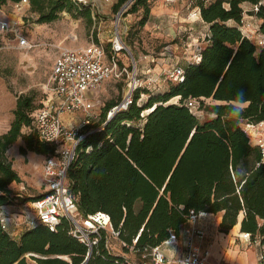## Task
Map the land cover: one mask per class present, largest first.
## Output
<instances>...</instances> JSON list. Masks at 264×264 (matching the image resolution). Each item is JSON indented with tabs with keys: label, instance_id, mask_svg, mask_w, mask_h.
Wrapping results in <instances>:
<instances>
[{
	"label": "trees",
	"instance_id": "trees-1",
	"mask_svg": "<svg viewBox=\"0 0 264 264\" xmlns=\"http://www.w3.org/2000/svg\"><path fill=\"white\" fill-rule=\"evenodd\" d=\"M18 1L0 0V8ZM128 1L115 0L114 12ZM29 2L40 23L57 20L63 11L84 16L89 26L94 21L92 9L76 0ZM244 3L257 7L248 14L259 19L258 30L264 35L260 0H191L190 7L208 25L199 62L188 61L184 79L169 81L167 90L137 91L134 103L111 119L108 112L120 101H108L99 120L83 130L103 125L79 143L68 171L77 208L84 215L108 212L120 239L137 249L161 244L170 232L179 236L191 211L220 213L221 232L239 224L240 232H249L252 240L264 239V156L241 126L264 121V46L251 42L239 28ZM140 9L139 26L144 27L151 15L149 0H134L129 11ZM107 52L112 55L110 43ZM141 93L145 101H139ZM176 96L178 103H167ZM188 98H210L213 103L200 100L209 116L201 120L190 112ZM41 105L32 95H19L10 126L0 134V212L14 199L35 201L46 195L23 198L13 190L12 184L22 178L8 156L19 140L24 142L23 154L55 155V146L40 139L34 122L33 113ZM87 251L66 219L54 231L39 224L16 239L0 218V264L125 262L107 248L105 236L83 263Z\"/></svg>",
	"mask_w": 264,
	"mask_h": 264
},
{
	"label": "built area",
	"instance_id": "built-area-1",
	"mask_svg": "<svg viewBox=\"0 0 264 264\" xmlns=\"http://www.w3.org/2000/svg\"><path fill=\"white\" fill-rule=\"evenodd\" d=\"M87 3L88 0H79ZM134 0L124 4L116 14L115 30L110 39L112 55L107 52L106 46L101 40L91 41L84 46L59 47L55 57L50 76L45 84L46 97L42 105L33 113L34 122L38 129L40 139L55 146V155L48 156L43 169V181L47 187L46 195L39 200L28 201L24 207L32 205L34 213L27 216L21 222L15 215L1 209L0 218L4 229L10 230V224L23 225L32 228L44 224L50 230H56L57 226L66 219L71 226V233L87 246V255L83 263L88 261L94 249L105 236L106 246L117 256L125 258L124 264H220L210 260L211 251L205 244L207 233L197 224L199 217L207 215L205 212L194 213L182 226L180 235L170 232L169 237L157 246L137 249L135 244H128L120 239V231L112 223L111 215L105 211H97L84 215L77 208L76 198L71 194L68 171L77 156V148L84 137L93 130L102 129L103 125L88 132L83 130L97 121L98 115L94 111L91 95L94 90L113 78H122L128 75V90L122 100L108 112V118L113 117L118 111L128 109L135 101V93L147 88L151 91L161 87L166 81L180 82L184 79V67L181 65L169 66L155 74L150 67L138 71L137 67L130 69L121 60L120 54L133 52L124 40V33L120 31V22L127 7ZM15 8L30 6L29 0L14 2ZM255 9L257 7L255 6ZM3 8H0L2 11ZM193 12L199 17L198 10ZM2 30L15 31L10 20L0 21ZM242 34L257 46H264V35L259 33V28L254 30L242 23L239 26ZM18 45L22 48H32L35 44L19 33ZM201 51V50H200ZM200 51L189 62L198 63ZM144 93H141L139 101ZM201 98H188L185 104L190 112L201 118L203 109L200 107ZM80 113L82 118L77 126L66 124L65 114ZM143 115V114H142ZM264 127V121L258 123L246 122L243 131L253 137V143L260 147L264 156V138L257 136L259 127ZM25 212V211H23ZM239 237L245 240L246 246H259L257 251L258 264H264V239H251L249 232H240ZM138 238L134 240L136 243ZM120 245L117 251L113 242ZM180 247V250L177 249ZM173 250L168 253L167 250ZM129 253H135L139 260H133Z\"/></svg>",
	"mask_w": 264,
	"mask_h": 264
},
{
	"label": "rangeland",
	"instance_id": "rangeland-1",
	"mask_svg": "<svg viewBox=\"0 0 264 264\" xmlns=\"http://www.w3.org/2000/svg\"><path fill=\"white\" fill-rule=\"evenodd\" d=\"M76 1L80 5L92 9L94 21L91 26L88 25L84 16L75 15L69 11L61 12L57 20L49 23L38 22V14L31 10V6H23L17 9L10 2L0 11V21L10 20L15 28V31L0 28V131L4 127L3 120L6 121L7 125V116L11 111L13 119V108L16 106L19 95H32L35 104L40 105L42 103L46 97L45 84L52 71L59 47L87 45L91 41L90 36H93L95 40H101L106 48L110 43L115 30L117 14L113 10L115 0H88L87 3ZM190 2L191 0H149L152 19L144 27L139 26L142 9L138 12H130L131 3L121 18L120 31L124 33V40L133 52V56L120 54L123 63L130 69L137 67L139 72L146 67L153 70L158 64V70L154 69V73L157 74L169 66H183L184 62L190 61L206 44L205 25L194 15V8L190 7ZM260 2L264 4V0H260ZM243 8L245 10L242 19L243 24L251 30L259 28V24H257L259 19L248 14V11L256 10L255 7L250 3H244ZM17 33L35 44L34 47H20ZM128 82V75L125 74L122 78L105 81L102 86L93 91L94 94L91 95V99L94 104V111L98 115L97 120H99V116L108 101L122 100L128 90ZM168 82L162 83L161 87L155 89L153 93L157 94L167 90ZM201 99L205 104L213 103L210 98ZM145 100L146 95L142 96V101ZM178 101L179 97L176 96L167 103H178ZM148 112L149 109L144 110L143 114ZM72 115H80V119L82 118L80 113ZM208 116L203 110L200 119L203 120ZM245 124L246 122H242L241 126L243 127ZM25 131L28 132L30 129L25 128ZM256 135L264 138L263 125L259 127V131H256ZM250 139L252 140L253 137ZM20 142L23 140L18 141L8 150V156L22 178V182H14L12 188L23 198L41 195L47 190L43 181V169L47 156L33 151L21 153ZM28 201L31 200L14 199L13 203L10 204H14L13 208L16 209L12 210L10 214L23 213L21 222L25 217L32 216L34 213L32 205L23 206ZM214 216L215 219L217 217L219 219L220 213L214 214ZM23 225L20 226L23 227ZM207 226L216 232L212 220H207ZM215 240L214 252L216 254L223 250L226 244L218 236L215 237ZM239 240L237 235L236 249L243 247V243ZM113 246L117 251H121L118 242L114 241ZM129 256L133 260H139V256L135 253H129ZM247 257L252 262V252L248 251ZM27 258L32 261L30 254L27 255ZM64 258L68 259L67 256Z\"/></svg>",
	"mask_w": 264,
	"mask_h": 264
},
{
	"label": "crops",
	"instance_id": "crops-1",
	"mask_svg": "<svg viewBox=\"0 0 264 264\" xmlns=\"http://www.w3.org/2000/svg\"><path fill=\"white\" fill-rule=\"evenodd\" d=\"M194 15H195V13H194ZM151 19L152 18L150 15L149 20H151ZM198 19L200 22H202L205 25V33L204 34H206L208 31V25L205 22H203L199 17H198ZM257 24H259V21L257 22ZM186 63L187 62H184L182 65L184 66ZM154 69L158 70V64L155 68H153V72H154ZM7 118H8L7 125H6V121L3 120V123H4L3 126L4 127H3V130L0 131V134L6 132L8 130V128L10 126L11 119H12V111L9 112ZM63 118H64L66 124L73 126V125H76L79 123L78 120L80 119V115L75 116L72 114H65L63 116ZM22 145H24V143L20 142V147ZM13 205L14 204H7V205L3 206V208L6 212L11 213L12 210L16 209V208H13ZM23 206H24V204H23ZM20 212H22V211H20ZM14 215L17 217V219L19 218V220H21L22 217L24 216L23 213H18V214H14ZM208 219L212 220V225L215 226L216 232H213L212 229L210 230L208 228V226H207V220ZM197 224L200 227L204 228V230L207 233V241L205 244L210 248V251H211L210 260L211 261L219 262L220 264H258L257 251H258L259 246L252 245L250 247H247L245 240H242L239 237V239H240L239 241H241L243 243V247L240 249L235 248V245L237 244L236 237H237V235L239 236V234H240L239 224L236 227L232 228L228 233L221 232L218 230L219 219H218V217H217V219H215L214 214H207V215L199 217L197 220ZM10 230L12 232L13 237L16 239H19L21 234L24 232L25 228L20 226V225H16L14 223H11L10 224ZM216 236L223 239L226 245H225L223 250L218 251L215 254L214 250L216 248V240H215ZM177 250L179 251L180 247ZM172 251H173L172 249L167 250L168 253H172ZM248 251L252 252V257H253L252 262L247 257Z\"/></svg>",
	"mask_w": 264,
	"mask_h": 264
},
{
	"label": "water",
	"instance_id": "water-1",
	"mask_svg": "<svg viewBox=\"0 0 264 264\" xmlns=\"http://www.w3.org/2000/svg\"><path fill=\"white\" fill-rule=\"evenodd\" d=\"M112 117H110L109 119H111Z\"/></svg>",
	"mask_w": 264,
	"mask_h": 264
}]
</instances>
